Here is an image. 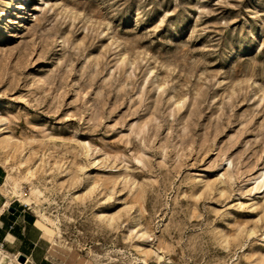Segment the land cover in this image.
<instances>
[{"label":"rangeland","instance_id":"1","mask_svg":"<svg viewBox=\"0 0 264 264\" xmlns=\"http://www.w3.org/2000/svg\"><path fill=\"white\" fill-rule=\"evenodd\" d=\"M0 168L53 264H264V0H0Z\"/></svg>","mask_w":264,"mask_h":264},{"label":"crops","instance_id":"2","mask_svg":"<svg viewBox=\"0 0 264 264\" xmlns=\"http://www.w3.org/2000/svg\"><path fill=\"white\" fill-rule=\"evenodd\" d=\"M3 174L0 168V180ZM3 205L0 197V208ZM13 209L7 215L0 213V242L10 252H16L27 260L31 259L33 264H53L42 253L45 251L46 241L35 216L27 209Z\"/></svg>","mask_w":264,"mask_h":264},{"label":"bare ground","instance_id":"3","mask_svg":"<svg viewBox=\"0 0 264 264\" xmlns=\"http://www.w3.org/2000/svg\"><path fill=\"white\" fill-rule=\"evenodd\" d=\"M14 188V187H13ZM13 196V195H12ZM12 202V201H11ZM7 207H9V203L8 202H6L4 205H3V207L0 209V213L2 212V210L4 209V208H7ZM43 238H44V236H43ZM8 253H6L5 251H1L0 250V264H15V262H13L12 260H9L8 259ZM11 255V254H10ZM15 256V255H14ZM11 258H13L12 256H10ZM13 262V263H12ZM17 264H19L18 262H17Z\"/></svg>","mask_w":264,"mask_h":264},{"label":"water","instance_id":"4","mask_svg":"<svg viewBox=\"0 0 264 264\" xmlns=\"http://www.w3.org/2000/svg\"><path fill=\"white\" fill-rule=\"evenodd\" d=\"M13 211H14L13 208H9V212H10V213H12ZM21 261L24 262L23 257H22V260H21Z\"/></svg>","mask_w":264,"mask_h":264}]
</instances>
